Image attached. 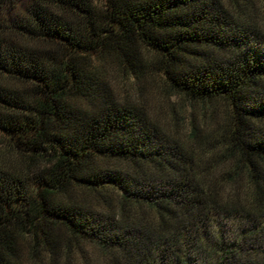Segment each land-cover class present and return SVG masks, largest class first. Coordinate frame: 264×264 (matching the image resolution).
I'll list each match as a JSON object with an SVG mask.
<instances>
[{"label": "trees", "instance_id": "1", "mask_svg": "<svg viewBox=\"0 0 264 264\" xmlns=\"http://www.w3.org/2000/svg\"><path fill=\"white\" fill-rule=\"evenodd\" d=\"M108 67L225 119L185 141ZM0 145V264H264V0H0Z\"/></svg>", "mask_w": 264, "mask_h": 264}, {"label": "rangeland", "instance_id": "2", "mask_svg": "<svg viewBox=\"0 0 264 264\" xmlns=\"http://www.w3.org/2000/svg\"><path fill=\"white\" fill-rule=\"evenodd\" d=\"M231 1L227 0V2ZM246 1L238 0L239 3H245ZM96 2L100 4V0H96ZM108 68L114 72L108 77V81L120 98H129L135 101L141 100L155 120H158L165 128L169 129L170 127L174 131L177 129L178 133L176 134L185 141L190 137L191 122L198 128L200 133L205 134L209 131H214L225 119L226 108L222 104L213 105L210 108L193 105L172 93L158 76H144L138 79L124 76L121 71L115 70L113 67ZM0 152H4L3 159L10 160L15 158L13 154L7 153L1 145ZM108 165L118 168L122 166V163L113 162ZM122 167L127 169V167ZM78 196L80 200L89 202L96 210L106 211L109 209L100 197L96 198L84 192H78ZM227 227V230L231 231L233 226L229 224ZM83 251L88 257H99L98 251L93 246L86 245ZM81 256L82 254L76 249L74 262L80 264L82 262ZM24 260L25 264H44V259L40 258L33 262L29 254L24 255Z\"/></svg>", "mask_w": 264, "mask_h": 264}]
</instances>
